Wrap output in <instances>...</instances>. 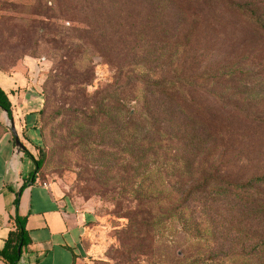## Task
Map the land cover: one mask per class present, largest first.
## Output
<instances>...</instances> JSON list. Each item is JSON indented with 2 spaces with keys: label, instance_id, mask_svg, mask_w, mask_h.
I'll return each instance as SVG.
<instances>
[{
  "label": "rangeland",
  "instance_id": "rangeland-1",
  "mask_svg": "<svg viewBox=\"0 0 264 264\" xmlns=\"http://www.w3.org/2000/svg\"><path fill=\"white\" fill-rule=\"evenodd\" d=\"M239 1L193 0L191 19L158 0H0V70L30 71L46 102L41 124L45 164L39 179L92 212L84 242L86 264L169 263L157 251L148 257L123 255L120 235L127 220L116 212L117 205L131 200L126 184L132 175L123 170L121 136L110 127L65 124L57 117L61 105L125 103L129 78L136 81L139 76L147 83L153 72L168 80L170 76L218 75L242 58L261 70L264 34L251 30L226 8L227 3ZM255 1L264 5V0ZM68 48L79 49L80 61L62 70L56 61ZM176 52L180 55L175 64L171 57ZM69 74H87L89 85L71 86L62 95L63 86L53 80ZM142 90L137 102L152 103L157 113H164L162 118L176 115L166 97L150 86ZM186 92L220 133L208 136L194 123L178 119L189 157L197 155L199 165L234 184L245 185L263 176L264 104L220 99L200 84L187 86ZM189 186L184 184V190ZM255 189L264 198V185ZM191 201L208 209L218 247H253L263 239V209L209 195L194 196ZM159 234L169 239V226Z\"/></svg>",
  "mask_w": 264,
  "mask_h": 264
},
{
  "label": "trees",
  "instance_id": "trees-1",
  "mask_svg": "<svg viewBox=\"0 0 264 264\" xmlns=\"http://www.w3.org/2000/svg\"><path fill=\"white\" fill-rule=\"evenodd\" d=\"M157 1V0H156ZM178 10L183 17L194 18L193 0H158ZM227 10L237 15L251 30L264 34V5L255 0H240L226 5ZM179 48V45L178 47ZM66 49L56 61L62 70L75 65L79 49ZM180 53L172 55L176 64ZM255 70L254 65L244 58L218 75L208 73L198 75L170 76L166 79L153 72L147 83L137 77L125 84V103H63L59 109L65 124H81L88 129H106L118 131L121 136L125 166L124 172L132 177L126 184L131 200L117 205L119 217L127 220L121 233L123 255L128 259L133 253L148 257L154 254L164 258L169 264H264V237L258 239L253 247L241 249L220 248L216 242V228L207 208L192 203L194 196L209 195L223 199H238L245 205L264 210V198L259 196L255 185H264V175L252 179L245 185L234 184L216 177L205 167L198 164V156L193 158L183 149L186 136L179 131V121H190L198 128L216 136L218 126L209 115L186 92L187 86L204 85L214 92L216 97L233 98L237 101H256L264 104V65ZM130 75V74H128ZM87 74L76 77L66 75L53 80L64 89L71 86L89 85ZM151 81V83H149ZM63 83L64 85H62ZM145 86L151 91L166 97L170 107L176 112L171 118H162L152 103L137 102L143 97ZM216 91V92H215ZM62 95H67L63 94ZM134 96V97H133ZM136 100L137 103H131ZM46 103V102H44ZM0 108L12 118L13 106L8 94L0 86ZM44 105L41 117L45 114ZM159 110V109H158ZM208 115V116H207ZM42 124V120H41ZM40 124L41 136L43 131ZM64 124V123H63ZM44 141L37 157L27 153L34 161L36 169L29 181L39 178L44 167L42 157ZM164 176L167 177L164 179ZM189 184L188 190L183 185ZM19 205V201H16ZM170 228L169 239L159 234L164 227ZM161 236V237H160ZM30 243L26 228V219L17 215L15 229L9 233L0 256L7 264H19V248ZM217 246V247H216ZM156 258V256H154ZM151 258V257H150ZM162 262V261H161ZM185 262V263H184Z\"/></svg>",
  "mask_w": 264,
  "mask_h": 264
},
{
  "label": "crops",
  "instance_id": "crops-1",
  "mask_svg": "<svg viewBox=\"0 0 264 264\" xmlns=\"http://www.w3.org/2000/svg\"><path fill=\"white\" fill-rule=\"evenodd\" d=\"M32 78L25 68L0 70V86L13 106L12 118L0 108V251L19 215L26 219L30 238L19 264H86L84 242L92 212L39 178L29 181L36 166L27 153L38 156L44 107ZM11 121L23 150L16 146ZM0 264H7L1 256Z\"/></svg>",
  "mask_w": 264,
  "mask_h": 264
},
{
  "label": "water",
  "instance_id": "water-1",
  "mask_svg": "<svg viewBox=\"0 0 264 264\" xmlns=\"http://www.w3.org/2000/svg\"><path fill=\"white\" fill-rule=\"evenodd\" d=\"M11 125H12V132H13V134H14V136H15V143H16V146L19 148V149H25V147H24V145L21 143V141H20V138H19V136H18V134L16 133V131H15V128H14V124H13V122L11 121ZM21 252H22V246H20V248H19V253L21 254Z\"/></svg>",
  "mask_w": 264,
  "mask_h": 264
}]
</instances>
